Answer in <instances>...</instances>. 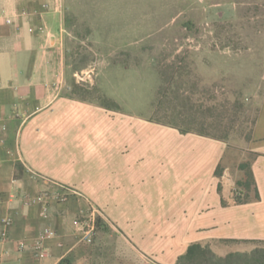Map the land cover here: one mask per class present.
I'll use <instances>...</instances> for the list:
<instances>
[{
    "label": "crops",
    "instance_id": "0c3cea01",
    "mask_svg": "<svg viewBox=\"0 0 264 264\" xmlns=\"http://www.w3.org/2000/svg\"><path fill=\"white\" fill-rule=\"evenodd\" d=\"M54 3L0 0V232L16 212L0 236V264H175L193 243L264 242V88L236 161L224 140L78 98L64 9ZM26 168L81 197L51 200L42 217L39 205H22L40 190ZM229 172L236 179L224 193ZM248 173V188L238 186ZM88 203L101 217L84 245L75 222ZM46 227L54 236L38 259L32 247Z\"/></svg>",
    "mask_w": 264,
    "mask_h": 264
},
{
    "label": "rangeland",
    "instance_id": "374dc122",
    "mask_svg": "<svg viewBox=\"0 0 264 264\" xmlns=\"http://www.w3.org/2000/svg\"><path fill=\"white\" fill-rule=\"evenodd\" d=\"M60 1L76 97L224 140L240 159L264 88V0Z\"/></svg>",
    "mask_w": 264,
    "mask_h": 264
},
{
    "label": "built area",
    "instance_id": "2783aa9c",
    "mask_svg": "<svg viewBox=\"0 0 264 264\" xmlns=\"http://www.w3.org/2000/svg\"><path fill=\"white\" fill-rule=\"evenodd\" d=\"M54 8L59 10L61 7L60 0H54ZM44 10H48L50 8L49 4H44ZM9 24L11 23L10 20H6ZM41 30V29H39ZM31 31V30H29ZM1 85V80H0ZM25 172L31 182H34L40 186L39 192L35 196H22V205L23 206H31V205H39L41 208V216L47 217L48 210H49V202L56 201V202H65L68 200L70 196H78L81 197V194L78 193L76 190L54 182L53 180L49 179L46 176H43L33 170L28 168L25 169ZM15 184V181H12ZM11 200L16 199L15 195L10 197ZM15 211L10 212L6 216L1 219V238H5L7 236L8 229L13 224V219L15 215ZM101 217V211L94 206L92 203H88L87 208L82 211L80 218L75 222L76 229L78 231V242L84 245H91L93 243L94 237L96 235L97 230V220ZM41 238L37 239L32 247V250L35 256L38 259H42L46 256V249L43 246V239L50 238L54 236V232L51 228L46 227L41 234ZM26 245L24 243H19V250H24Z\"/></svg>",
    "mask_w": 264,
    "mask_h": 264
},
{
    "label": "trees",
    "instance_id": "16d2710c",
    "mask_svg": "<svg viewBox=\"0 0 264 264\" xmlns=\"http://www.w3.org/2000/svg\"><path fill=\"white\" fill-rule=\"evenodd\" d=\"M180 133H188L187 131L178 130ZM244 164L240 165V169H244ZM252 180L251 174L248 173L245 182H238V186L248 188V184ZM236 202H241L236 198ZM99 220H97L98 225ZM224 245L230 244H257L262 246H255L251 249L242 251H229L223 255L217 254L210 244L193 243L190 244L185 253L178 257L175 264H264V242L263 241H243L238 242L234 240H224L218 242ZM215 245V244H214Z\"/></svg>",
    "mask_w": 264,
    "mask_h": 264
}]
</instances>
